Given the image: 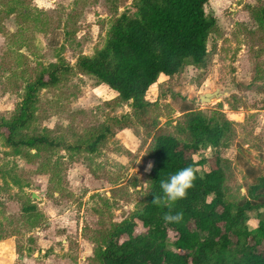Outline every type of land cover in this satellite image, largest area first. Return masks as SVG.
Returning <instances> with one entry per match:
<instances>
[{
	"label": "rangeland",
	"instance_id": "374dc122",
	"mask_svg": "<svg viewBox=\"0 0 264 264\" xmlns=\"http://www.w3.org/2000/svg\"><path fill=\"white\" fill-rule=\"evenodd\" d=\"M257 2L209 0L205 10L216 18L218 31L207 41V66L161 75L145 96L150 119L167 132H175L185 104L229 120L231 138L224 146L192 156L208 159L197 167L199 173L216 153L225 159L230 202L246 196L248 186L264 175V34L257 32L249 10ZM136 3L0 0V117L12 115L35 76L56 65L72 68L38 92L26 128L49 133L62 147L29 161L0 135V264H96L104 233L144 203L150 135L134 123L116 122L132 111L131 103H117L115 91L75 69L79 57L103 48L114 18L135 15ZM215 91L216 98L200 100ZM106 125L110 131L95 152L64 148L82 145ZM29 204L36 209L24 211ZM256 215L248 213L250 229L257 225Z\"/></svg>",
	"mask_w": 264,
	"mask_h": 264
},
{
	"label": "trees",
	"instance_id": "16d2710c",
	"mask_svg": "<svg viewBox=\"0 0 264 264\" xmlns=\"http://www.w3.org/2000/svg\"><path fill=\"white\" fill-rule=\"evenodd\" d=\"M209 0H137L135 15L126 12L114 18L105 45L93 56L78 58L75 69L89 74L116 92L117 103L130 102L132 111L116 122L133 123L148 135L146 156L152 160L144 203L128 219L114 223L96 250V264H264V175L235 202L226 199L229 170L218 153L203 173L196 172L194 186L172 211L182 212L179 223L165 222L169 211L152 203L161 195L160 181L186 167H197L200 149L218 150L231 138V123L223 115L207 117L194 104L181 108L174 133L161 129L149 117L147 90L161 75L172 77L188 65L205 68L209 62L207 41L218 31L216 18L207 14ZM256 30L264 34V0L249 8ZM72 71L53 66L26 85L21 103L10 116L0 117V135L5 143L29 161L40 152L62 147L49 133H28L34 119L38 92L57 84ZM123 122V123H122ZM110 127H100L84 143L64 148L95 152ZM35 150V153H31ZM36 207H23L28 212ZM257 213V225L247 226L248 213ZM138 221V224L136 223Z\"/></svg>",
	"mask_w": 264,
	"mask_h": 264
},
{
	"label": "clouds",
	"instance_id": "9594fccd",
	"mask_svg": "<svg viewBox=\"0 0 264 264\" xmlns=\"http://www.w3.org/2000/svg\"><path fill=\"white\" fill-rule=\"evenodd\" d=\"M197 171L198 169L189 165L171 174L168 179L160 181L162 194L154 195L152 203L169 209L163 216L165 222L179 223L182 220L183 213H174L172 208L176 201L186 198L188 190L194 186Z\"/></svg>",
	"mask_w": 264,
	"mask_h": 264
},
{
	"label": "water",
	"instance_id": "95a60500",
	"mask_svg": "<svg viewBox=\"0 0 264 264\" xmlns=\"http://www.w3.org/2000/svg\"><path fill=\"white\" fill-rule=\"evenodd\" d=\"M217 96H219V93L216 91L212 92V93H206L203 96H200V100L208 102V101L216 98Z\"/></svg>",
	"mask_w": 264,
	"mask_h": 264
}]
</instances>
